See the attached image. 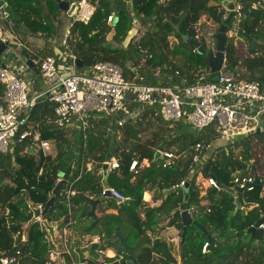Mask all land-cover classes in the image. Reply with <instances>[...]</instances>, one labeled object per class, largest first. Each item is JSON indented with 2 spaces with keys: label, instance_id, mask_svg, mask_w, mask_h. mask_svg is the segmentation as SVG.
Returning a JSON list of instances; mask_svg holds the SVG:
<instances>
[{
  "label": "trees",
  "instance_id": "obj_1",
  "mask_svg": "<svg viewBox=\"0 0 264 264\" xmlns=\"http://www.w3.org/2000/svg\"><path fill=\"white\" fill-rule=\"evenodd\" d=\"M61 1L5 0L6 11L11 16L5 19L18 20V25L29 32L46 30L51 35L55 28L42 19L43 4L56 15L60 12ZM236 2L240 6V19L234 11L228 30H234L236 35H227L223 69L233 72L239 80L261 82L264 90V0ZM112 3L119 12L114 30L117 37L124 39L131 29V21L125 12L128 1L99 0L96 12L88 23H73L72 32L79 34L81 41L71 43V50L82 62L81 68H78L82 72H89L97 62L111 61L123 68L126 79L141 82L128 66L133 52L131 43L127 48H114L105 45V40L101 38L110 29L107 16L112 11ZM133 6L150 21L144 44L155 53L154 66H160L159 71L165 74L162 82L149 77L145 83L190 85L197 81L203 70L210 72L207 56L189 45L185 38H199V25L203 18L212 20L219 30L230 12L218 0H134ZM245 22L250 34L245 31ZM92 31L95 34L89 37ZM237 36L242 40L237 41ZM170 37L177 41L174 47H171ZM213 39L216 44L215 33L202 39V45L208 52H215L209 46ZM242 42L246 44V53L241 50ZM25 52L32 58L54 54L41 52L32 55L27 50ZM35 66L36 71L40 72L39 65ZM3 94L4 86L0 82V102ZM55 105L48 97L39 99L29 116V123L40 129L42 138L53 141L50 153L36 149L30 137L15 143L11 152H0V251L14 253L19 250L18 264H46L50 260V251L56 245L40 222L28 225L32 214L21 213L18 204L29 201L45 206L63 175L72 183L75 194L67 199L59 193L45 218L49 222L58 221L62 226L73 221L72 228L80 236L99 235L101 242L92 245L91 254L98 256L96 250L106 247H114L118 251L117 256L106 257V261H114L122 256V260L131 259L133 264H264V229H253L264 215V169L263 172L258 171L261 160L256 153L258 144L264 148L263 128L260 132L240 136L233 142L202 151L212 155V158L202 167H197L198 170L207 177L211 173L217 182L237 189L241 205L248 206L250 202L258 205L251 209L237 208L236 197L231 192L213 186L201 197L196 182L197 173H194L188 179L187 207L196 208L194 218L202 228L195 224L188 226L184 241H181L180 263L174 254V243L154 236L158 220L162 217L168 218L167 226L181 230V237L183 234L180 206L184 202L185 192L166 193V190L189 177L196 144L212 143L214 146L219 134L213 127L195 130L184 120L169 122L155 107L135 104L133 111L138 110L136 117L126 119L123 126L117 123L122 115L91 118L87 138L84 140L80 133L74 139L67 129L53 125ZM151 126L155 127L151 137L142 139V134ZM30 148L35 149L37 154L29 152ZM161 150H174L180 154V158L173 166L164 167L163 159L157 156ZM109 153L119 160L120 167L108 174V183L120 190L126 199L118 202L115 198L106 197L99 203L96 214L91 216L88 199L101 197L103 175L100 171ZM135 158H147L150 166L130 171V164ZM90 162L92 167L88 170L86 165ZM237 173L253 174L262 180L256 183L253 191L244 192L233 184V177ZM146 190H153L154 199L161 200L160 204L150 206L145 203L143 194ZM145 197L149 199L148 194ZM205 198L209 200V205L202 204ZM110 209L116 212H107ZM231 230L239 236L248 234L249 238L242 240L230 252L215 255L219 250V239L235 237V234H230ZM117 232L133 246L131 256L119 244ZM23 233H26L24 241L21 239ZM256 241L260 243L252 249L250 244ZM205 243H208V250L203 253ZM255 249H262L260 255L255 254ZM80 255L85 260L82 251ZM62 257L67 264H71L69 255L62 253Z\"/></svg>",
  "mask_w": 264,
  "mask_h": 264
},
{
  "label": "built area",
  "instance_id": "obj_2",
  "mask_svg": "<svg viewBox=\"0 0 264 264\" xmlns=\"http://www.w3.org/2000/svg\"><path fill=\"white\" fill-rule=\"evenodd\" d=\"M1 1V0H0ZM71 3L77 5V11L72 16L74 22L88 23L96 12V6L90 0H72ZM240 6H236L235 11L240 19ZM0 18H6L0 10ZM113 20L110 15L108 21ZM1 24V23H0ZM2 25V24H1ZM0 32L2 41H6ZM68 31L63 43L68 48ZM196 49V48H195ZM33 63L38 64L40 73L47 83V87L37 94H30L28 84L20 73L3 67L0 64V82L4 86V94L0 102V152H11L17 142L31 138V143L36 149L43 153H50L53 141L43 139L38 127L29 123V116L32 108L39 99L48 97L55 102V117L53 125L62 129H76L85 140L87 131L91 125V118L114 117L122 115L117 119L119 126H123L127 116L131 114V105L139 104L145 107H155L159 110L165 120L169 122L187 121L193 129L202 130L213 127L219 134V140L224 143L233 142L240 136L257 132L264 124V90L259 81L239 80L233 72H226L222 69L218 80L211 78V71L201 74L194 84H182L176 86L149 84L145 82L130 81L126 79L123 68L111 61H100L92 66L89 72H82L76 67L77 57L70 54L74 70H65L57 63L56 57L46 55L44 57H34ZM213 148L212 143H197L196 153L193 155L190 164V173H197V179L206 182L205 189L213 186L218 187L214 177L208 176L204 179V173L197 169L212 158L208 153H202L204 149ZM157 156L163 159L164 167H171L180 158L174 150H161ZM106 160L103 162L105 163ZM108 163V174L120 167V162L116 157H111ZM149 164V160L135 158L130 164V171L142 169ZM87 169H91L92 163H87ZM102 172V171H100ZM190 175L173 188L183 187ZM64 178L63 175L58 179ZM261 178L253 174L237 173L233 177V184L241 191H253L255 185ZM199 184V183H198ZM110 191L112 196L122 202L125 195L117 188L109 185L103 187L101 196ZM237 190V189H236ZM60 194L69 199L75 194L72 190V183L68 181L66 190ZM33 205V207L30 206ZM29 212L33 215V209L39 208L41 211L44 205H34L28 203ZM190 213L196 209L188 208ZM44 226V219L40 216L36 219ZM262 223L258 228L264 229V215ZM69 221L65 225L58 221L50 222L57 227V248L59 254L66 253L71 256V264H90L87 260L73 258L79 255L77 247L73 246V239L70 234ZM22 241L26 240L23 234ZM101 237L95 235L91 237L90 244L100 243ZM15 243L14 246H16ZM208 243H205L203 251H206ZM105 254L106 251L100 250ZM53 257V250L50 253ZM117 256V253L113 257ZM20 251L8 253L0 251V264H18ZM122 256H120V259ZM56 264L52 259L46 264ZM60 262L58 264H62ZM65 264V260H64Z\"/></svg>",
  "mask_w": 264,
  "mask_h": 264
},
{
  "label": "rangeland",
  "instance_id": "obj_3",
  "mask_svg": "<svg viewBox=\"0 0 264 264\" xmlns=\"http://www.w3.org/2000/svg\"><path fill=\"white\" fill-rule=\"evenodd\" d=\"M90 1L97 8L99 0H97L96 2H93L92 0H90ZM126 1H128V7H127L125 12H126L128 19L131 21V29L127 32V35L124 37V39L116 36V31L114 30V22H116V19H118L119 12L115 10V5H114V3H112L111 4V10L112 11L107 16V25L109 26L110 29L101 38H103L105 40L104 41L105 45H108V46H111L114 48H127L128 45L131 43V45L133 46V52H132V58L130 59V62H128V66L131 69V71H133L135 73V76H136L135 78L138 81L147 82V81H149L148 79H150L149 77H154L159 82H162L165 80V74H162V72L159 71L160 66L159 67L154 66L155 53L148 46H146L144 44V40L146 37V31H147V28L150 24V21H148L144 17V15L142 13H140L133 6L134 0H132V1L126 0ZM160 1H162V0H160ZM130 2H131V4H129ZM43 6H44V8H43L42 19H44V23L46 21L47 24L50 23L55 28V32L51 35H48V33H47L48 31H46V30H41L40 32H34V31L29 32L27 30H24L23 27L18 25V23H19L18 20H15V21L13 20L11 25L6 20L7 26H6V24H4V26H2V33L3 34L6 31L5 29H10L13 32V35L16 37V39L19 40L20 42L24 43L25 47L29 49L28 50L25 47H23V48L19 49L18 51H16L17 49L15 50V48H18V46L16 44L10 45V46L13 45V54H10V60H13L18 65H20L22 63V58L24 56V53H26L25 50H27L28 53L30 52L33 54H37V53H41V52H42V54L43 53L48 54L50 52L54 53L53 47L57 45L64 52L67 51V53L70 56L71 53L73 54V52L71 50V43L81 41L80 35L72 32L73 19H72V17H70L66 13V11L60 9V12H58L56 15H54L50 11V9L48 8L47 5L43 4ZM116 13H118L117 16H116ZM110 15H113V20L111 22L108 21V18ZM0 21L2 22L1 19H0ZM200 23L201 24L199 25V39H201V40L207 39L208 37H210V35H209L210 32H213V33L218 32L217 26L212 20H207L206 18H203ZM68 31L70 32V36L68 38V48H67V47H65L63 40H64V37L66 36ZM94 34H95V31H92V32H89L88 36L93 37ZM71 37H72V40L70 41ZM8 40L9 39L6 38V41H8ZM97 41H99V39ZM176 42L177 41L174 37H170L171 47H174ZM214 45L215 44H214V39H213L211 44L209 45L213 51H215ZM3 58H5V60L7 62H9V52L7 54H4V53L0 54V60ZM226 72H230V71H226ZM201 74H205V71L203 70L201 72ZM25 76H24V78H25ZM167 78L169 80H171V78L169 76H167ZM25 80L28 84L29 93H30V91H32L34 93L35 90L40 87V85L42 88L44 86H46V83L44 82L42 77H40V75L36 74V73H31V72L28 73ZM38 84H40V85H38ZM134 105H135V103L133 105H131V114H129V117H128V115L125 116V117H127V119L136 117L138 110L133 111ZM262 128L264 129V124L262 125ZM67 130L70 133L71 138H74V139L76 138V135L80 134L76 129L68 128ZM154 130H155L154 126L149 127V129L142 134L141 138L147 139V138L151 137ZM224 142H225L224 140H219L213 146V148H215L217 145L222 146L223 144H225ZM256 149H257L256 153H257L259 159L261 160L260 167H259L258 171L263 172L262 170L264 169V148L258 144ZM145 159H147V158H143L141 160H145ZM149 166H150V164H148L145 167H149ZM190 175H192V174L190 173L189 176ZM206 177L207 176L204 174V179ZM196 182L199 183L198 185L200 188V196L203 197V195H204L203 190L205 189V186L207 184H206V182H202L201 180H198L197 178H196ZM150 191H153V190H146L144 192L143 201L150 206H157L159 203L158 201H156V203H153V202H151L150 199L149 200L145 199V193L150 192ZM152 200L155 201L154 194L152 195ZM202 201L205 203L204 205H209V200L205 201L203 199ZM28 203H29V201H21V204H18L19 205V211L21 213H23V211H24V213H23L24 215H27L25 209L27 210ZM249 207H250V204L248 206H245L246 209ZM240 208H243V207H240ZM194 211L192 212L193 218H194V214L196 213ZM158 222H159V225H161V227L163 229V236L162 237L167 239L169 242L174 243V247H175L174 248V254L178 258V261L181 263L182 262V259H181V253H182L181 233H182V231L176 229L175 227L167 226V222H168L167 217H162L161 219L158 220ZM231 232L232 233H230V234H232V235L235 234V237L233 235L230 237L227 236V237H223V238L219 239L217 242V247L219 250L215 255L228 253L231 251V249L237 248V246L241 243L242 240L246 241L247 238H249V235L248 236L247 235L246 236L245 235L239 236L236 231L231 230ZM148 233H150V231ZM204 245H203V247H204ZM203 247H202V252L205 253L208 250V248L206 249V251H203ZM260 251H262V249L261 250L255 249V254L260 255V253H261Z\"/></svg>",
  "mask_w": 264,
  "mask_h": 264
},
{
  "label": "water",
  "instance_id": "obj_4",
  "mask_svg": "<svg viewBox=\"0 0 264 264\" xmlns=\"http://www.w3.org/2000/svg\"><path fill=\"white\" fill-rule=\"evenodd\" d=\"M132 1V0H131ZM131 4V2L129 3ZM223 5L225 6V8L227 9V11H229V15L226 17L225 21L223 22V24L220 26L219 30L217 33H215V38H216V44H215V52H208L202 45V40L198 39V38H185L186 41L188 42L189 45L197 48L201 53L205 54L209 60L210 63V69H211V78L212 80L216 81L219 78V73L220 71L224 68L225 66V62H226V57H225V52H226V40H227V33H228V25L230 23L231 20V16L233 14V12L236 9V0H223ZM113 7V6H112ZM6 8L7 5L5 3V0H1L0 1V10L1 12L4 14L5 17H10L9 13L6 12ZM59 8L61 10L66 11V13L72 17L76 11H77V5L74 3H71V1H67V0H63L60 2L59 4ZM118 15V13H116V16ZM245 31L250 34V31L247 28L246 22H245ZM0 32H2V25L0 24ZM257 39V38H256ZM9 44H10V40L8 41H2V39L0 38V54H7L9 52ZM25 54V53H24ZM25 59H26V63L30 68H33V70H37L35 64L33 63L32 59L28 56L25 55ZM3 67L5 66V63L2 65ZM76 66L78 68H81L82 66V62L77 59L76 60ZM261 129L259 128L257 130V132H260ZM29 152L33 153V154H37V151L33 148L28 149ZM111 159V154L109 153L107 155L106 158V162L103 163L101 171H102V185L103 187L107 188L109 186L108 184V161ZM210 176H212V174L210 173ZM219 189H226L229 192H231L235 197H236V204H237V208L241 207V203L240 200L238 198V194H237V190L231 187H228L220 182H217ZM188 185L189 183L187 182L183 187H177V188H172V189H168L166 190V193H170V192H174V191H184L185 192V198H184V202L183 204L180 206L181 209V215H182V221H183V234H182V241H184V238L186 236L187 233V228L190 224H195L199 227L202 228V226L200 224L197 223V221L193 218V216L191 215L188 207H187V200H188ZM68 187V180L65 178L60 179L55 187L52 190V195L49 198V200L47 201L46 205L44 206V208L42 209V211L39 208H34L33 209V217L30 220V223L36 221V219L38 217H42L44 219L43 224L45 226V228L47 229L48 233L50 234L52 240L54 242H56V237H55V231L57 229L56 226L52 225L49 223V221L45 218V216L48 214L50 208L53 206V204L57 201V195L61 192L66 190ZM106 197H112V194L110 193L109 190H107V193L105 195H102L100 198L94 199V198H89V202L91 204V210L89 212V215L94 216L96 214V209L97 206L99 205V203L101 202L102 199L106 198ZM31 207H33V205L30 204ZM262 219H259L255 226L253 227V229L257 228L259 226V224L262 223ZM117 240L119 242V244L122 246V248L124 249L125 253L128 256H131L133 254V246L129 244L128 240L126 237H124L123 235H121L120 233L117 232ZM85 259L91 262H94L95 264H133V261L131 259H126L122 262H120V260H115L114 262H110V263H103L102 260H100L99 258H96L92 255L89 254V252L85 253Z\"/></svg>",
  "mask_w": 264,
  "mask_h": 264
},
{
  "label": "crops",
  "instance_id": "obj_5",
  "mask_svg": "<svg viewBox=\"0 0 264 264\" xmlns=\"http://www.w3.org/2000/svg\"><path fill=\"white\" fill-rule=\"evenodd\" d=\"M162 1H164V0H162ZM218 2L219 3H221L222 4V6H224L223 5V0H218ZM238 4H237V2H236V6H237ZM224 8H225V6H224ZM226 9V8H225ZM227 10V9H226ZM7 12V11H6ZM1 20H2V22L0 21V23L2 24V26H4V24H6V26H7V21H6V19L4 18H0ZM207 20H209V19H207ZM8 22H9V24L11 25L12 24V22H13V20H11V19H9L8 20ZM6 31L4 32V34H2L3 35V37H5V38H8L9 40H10V44H9V62H7L6 60H5V58H3V59H1L0 60V64H6V66H8L9 67V69H11V70H15L16 72H18V73H20L21 74V76L24 78V76H25V78L27 77V74L28 73H36V74H39L40 75V77H42V75H41V73L40 72H37L36 70H33V68H30L28 65H27V63H26V59H25V55H27L26 53L24 54V56H23V58H22V63L20 64V65H18L17 63H15L13 60H10V54H13V45L12 46H10L11 44H16L17 46H18V48H15V50L16 51H18L19 49H21V48H23V47H25V45H24V43H22V42H20L19 40H17L16 39V37L13 35V32L10 30V29H5ZM214 33L213 32H210L209 33V35H213ZM227 35L228 36H235L236 35V32L234 31V30H228V33H227ZM199 39V38H198ZM236 39H237V41H241L242 39L239 37V36H237L236 37ZM17 40V41H16ZM240 46H241V50H242V52L243 53H246V44L244 43V42H242L241 44H240ZM26 48V47H25ZM26 49H28V48H26ZM29 50V49H28ZM15 52V51H14ZM53 52H54V54H53V56L54 57H56V59H57V63L59 64V66L61 67V68H64L65 70H70V71H72V70H74V66H73V64H72V62H71V59H70V56H69V54L67 53V51H63L59 46H54L53 47ZM30 53V52H29ZM30 54H32V55H34L33 53H30ZM30 57V56H29ZM32 60H34L32 57H30ZM77 67V66H76ZM225 67V66H224ZM78 68V67H77ZM210 71H211V69H210ZM24 78V79H25ZM42 79H43V77H42ZM44 80V79H43ZM44 82H45V80H44ZM46 83V82H45ZM47 84V83H46ZM38 85H40V84H38ZM47 87V85L46 86H44L43 88L41 87V85H40V87L39 88H37L36 90H35V92L33 93L32 91H30V94H37V93H39L40 91H42V90H44L45 88ZM219 141V140H218ZM109 184V183H108ZM103 186V185H102ZM235 189V188H234ZM207 190H208V188H207ZM207 190L206 191H203V197L206 195V193H207ZM150 195L149 196V199L151 200V202H153V203H156V201H158L159 203L158 204H160V202H161V200H156V201H153L152 200V195L154 194L153 193V191H150V192H147V193H145V195ZM237 194H238V191H237ZM145 199L146 200H149V199H147L146 197H145ZM205 201H208V199H204ZM241 203V202H240ZM202 204H205L203 201H202ZM258 204L257 203H255V202H250V207L249 208H247V209H251V208H254V207H256ZM98 207V206H97ZM241 207H243V209H246L245 208V206H243V205H241ZM25 211H26V213L27 214H29L30 212H29V208L27 207V210L25 209ZM107 212H116L115 210H107ZM23 213H24V211H23ZM260 214H262L261 213V211H260ZM192 215V214H191ZM32 217H33V215H32ZM32 219V218H31ZM37 221V220H36ZM39 222V221H38ZM73 222V221H72ZM50 223V222H49ZM31 223H30V221H29V223H28V225H30ZM41 224V223H40ZM73 224V223H72ZM72 224H71V226H70V234H71V238L73 239V246H76L77 247V250H78V253H79V255H74L73 256V258H75V259H80V260H83V259H81V255H80V251H82L83 252V254H84V258H85V253L86 252H89V254L90 255H92V256H94V257H96V258H99L100 260H102V262L103 263H110V262H114V261H106L105 260V258L106 257H113L114 256V254L115 253H118V251H117V249L116 248H114V247H106V248H104L103 250L104 251H106V253L105 254H103V253H101L100 252V249H97L96 250V254H98V256H95V255H93V254H91L90 253V249H91V247H92V245H96V244H99V243H93V244H90L89 243V241L91 240V237H93V236H80L79 235V233H78V231L76 230V229H73L72 228ZM44 228H45V226H43ZM160 227H161V225H158V227H157V229H156V231H155V233H154V236L155 237H157V236H160V237H162L163 236V229L160 231ZM46 229V228H45ZM47 230V229H46ZM48 232V231H47ZM25 236H26V233H23ZM248 235V234H247ZM48 237L52 240V238H51V236H50V234L48 233ZM55 237H56V242H54L53 240V243L56 245V248H57V233H56V231H55ZM164 238V237H163ZM248 239V238H247ZM181 241H182V237H181ZM259 241H256V242H253V243H251L250 245H251V247H252V249H253V247H255V246H257V245H259ZM52 249L53 250V257L52 256H50V254H49V257H50V260H52V259H54L55 260V262H56V264H58V263H60V262H63L62 264H64V260H65V258H63L62 257V253L61 254H59L58 252H60V249ZM51 250V251H52ZM51 251H50V253H51ZM70 258H71V256H70ZM49 260V261H50ZM86 260V259H85ZM116 260H120V262H122V261H124V260H126V259H124V260H122V258L120 259V257L118 258V259H116ZM48 261V262H49ZM88 261V260H87ZM91 261H89V263H90ZM65 264H67L66 263V261H65ZM121 264H123V263H121Z\"/></svg>",
  "mask_w": 264,
  "mask_h": 264
}]
</instances>
